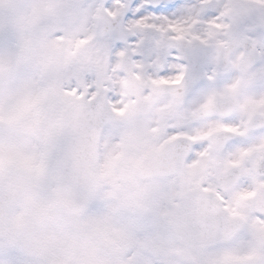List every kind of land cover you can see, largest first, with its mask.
<instances>
[{"label":"rangeland","instance_id":"rangeland-1","mask_svg":"<svg viewBox=\"0 0 264 264\" xmlns=\"http://www.w3.org/2000/svg\"><path fill=\"white\" fill-rule=\"evenodd\" d=\"M206 1L192 0L191 5L181 12L177 21L172 24L165 21L163 27L165 29L175 27L183 31L209 30L211 37L216 38L223 36L225 30L223 27L217 28L207 23L211 19L208 15L210 11L220 25H224L225 17L246 14L251 10L249 6L258 10L259 5L256 2H264V0H209V3ZM80 2L81 0H59V3L64 5ZM87 2L98 4L97 0ZM52 5L51 0H0V16L9 14L15 29L11 44L6 45L0 37V84L5 78L15 81L8 92L0 86V127L8 123L18 127L16 135L10 140L0 139V181H6L10 176L17 178L20 183V200L11 215L13 233L5 243L17 246V243L20 244L18 241L23 239L26 233L33 234V241L36 244L33 242L32 244L35 245V251L29 257L35 264H58L60 257L65 264H133L142 250H149L144 244L152 241L149 235L156 231L155 219L164 211L158 207L160 196L156 195L161 193V188L154 187L150 199L144 203L143 189L139 187L132 174L133 161L135 162L139 156L135 151L128 156V161L117 166L114 165L116 155L111 154L109 149L105 153L103 151L100 159L103 183L98 198L87 215L77 221V225L68 221L56 204L57 171L56 155L53 152L56 124L59 120L56 109L71 97L62 94L58 76H51L50 71H63L75 62L77 65L75 71L89 75L91 84L95 86L94 90L99 88L106 93L119 94V87L117 75L114 73L118 63L115 62V66L110 63L105 39L90 38V31L93 30L90 20L93 13L89 15L84 11L64 12L63 15L67 17L70 15L68 18L72 31L78 33L76 39L83 42L78 47L71 48L66 41L53 46L48 40V35L54 30V17L60 15V12L56 9L54 14L50 9ZM133 27L141 29L140 35L136 36L137 39L143 40L144 43H152L156 34L160 32L144 30L159 29L161 25H154L145 18ZM81 50H87L82 57ZM112 59L115 61L114 57ZM36 63H42L49 70L47 78L42 81L43 91L39 96L32 94L35 81L30 72L24 71ZM18 70L22 73L19 78L16 76ZM112 83L116 84L118 90ZM82 92L88 93L89 87L82 85ZM47 97L49 98L45 101L48 102L45 103L44 99ZM38 127H42L38 130L39 133L36 131ZM43 133L45 138L42 137ZM43 138L45 141L42 145L38 139L43 142ZM107 139L106 134L105 140ZM116 148L117 155L122 154L119 147ZM39 203L43 216L48 217L38 229L41 239L36 238L37 229H31V224L36 221V212L41 210L36 207L34 213L29 212L27 219L21 218L24 210H28L30 205L38 206ZM144 204H149V209ZM149 226L151 231H145ZM79 229L82 230L83 241L77 238ZM140 242L144 243L140 245ZM18 247L27 254L33 248L29 245L22 248L21 244ZM82 251L86 257L81 254ZM230 251L233 252L234 249L230 248ZM76 254L75 261L70 262ZM224 256L229 257L225 254Z\"/></svg>","mask_w":264,"mask_h":264},{"label":"flooded vegetation","instance_id":"flooded-vegetation-1","mask_svg":"<svg viewBox=\"0 0 264 264\" xmlns=\"http://www.w3.org/2000/svg\"><path fill=\"white\" fill-rule=\"evenodd\" d=\"M184 32L200 35L203 39L210 38L209 30L188 29ZM220 44L223 47L219 50L212 47L197 55L209 57V74L217 59L222 64V72L230 71L233 67L237 71L232 78L222 79L219 83L202 89L195 96L189 95L191 74L185 80L184 87L177 89L174 84H153L147 72L138 75L134 62H131L134 75L140 83L139 96L131 97L124 91L121 98L127 104L123 111L113 114L114 121L108 126L112 127L110 143L121 141L125 152L131 155L135 151L140 161L168 144L173 145V172L147 182L139 181L145 200L150 199L154 187L162 189L174 184L190 191L210 178H214L228 193L224 202L227 216L222 215L217 204L208 199H197L194 208L189 209L190 222L189 219L185 221V224L189 222L186 231L188 234L181 233L189 264H224L235 260L239 262L230 264H241L264 256L260 251L264 247V221L250 220L246 212L253 204L264 207V178H258L261 174V162H264V88L256 86L257 73L251 70L244 53L241 51L233 64L229 59V44ZM242 44V40L236 41L233 47ZM157 45L167 47V38L161 32L156 34L153 43H144L145 49L153 48L152 55L148 57L152 63L147 67V71L153 75L159 67L155 51ZM132 47L130 45L129 49ZM163 54L162 48L161 55ZM121 69L118 74L124 79ZM171 71L174 73L176 69L172 68ZM133 116L140 117L134 130L128 127ZM172 127L181 128L182 131L178 136L165 139V130ZM188 132L193 134L187 135ZM198 141H204L207 146L201 152L194 153L192 144ZM242 179L245 183L239 186ZM249 184L253 185L251 190ZM11 185L9 182H2L0 189ZM208 187L215 193L216 185L210 183ZM11 188L12 186L3 190L11 191ZM219 198V193H216V200ZM144 206L149 209V204ZM173 217L174 212L165 215L162 211L160 217L155 219L160 222L157 223L155 233H151V236L155 235V254L171 264H186L180 260L182 245L173 231ZM180 222L177 227L184 225L183 221ZM210 226L212 229H208ZM245 227L250 234L249 241L241 239L222 249L221 253L207 252L208 244L218 233L231 240ZM230 248L234 251L231 252Z\"/></svg>","mask_w":264,"mask_h":264},{"label":"snow or ice","instance_id":"snow-or-ice-1","mask_svg":"<svg viewBox=\"0 0 264 264\" xmlns=\"http://www.w3.org/2000/svg\"><path fill=\"white\" fill-rule=\"evenodd\" d=\"M191 3L192 0H159L158 3H156V0H106L105 7L107 12L105 14L117 25L104 38L108 45L110 63L115 66V62H118L123 57L130 62H134L138 75L142 72H147V76L153 84H174L177 89L184 87L185 80L191 74L189 95L195 96L202 89L217 84L222 79L232 78L235 75L237 71L235 67L230 71L222 72V64L219 59H217L212 73L209 74V65L211 63L209 57L197 55L198 52L206 51L212 47H216L219 50L223 46L215 41L227 40L229 49H231L229 59L235 64L236 57L242 51L244 58L251 66V70L257 73L256 86L264 88V2L260 3L258 10L253 6H249L251 10L246 14L225 17L226 22L224 25H220L216 16L210 11L208 15L211 19L207 23L217 28L223 27L225 30L223 36L216 38H212L211 34H209V39H203L200 35H189L175 27L168 29L163 27L165 21L169 24L177 21L181 12ZM54 7L60 12V15L54 17L55 28L49 32L48 40L53 46L66 41L71 48L73 46L78 47L83 41L76 39L78 33L72 31L69 18L63 15L65 10L84 11L91 15L101 6L89 3L87 0H81L80 3L61 4ZM222 11L223 9H221ZM128 16L134 18L129 19L127 18ZM145 18H148L150 23L159 24L161 27L159 29H145L144 31H159L167 38V47L157 45L155 48L156 59L159 61V67L155 69V75L147 71L148 65L152 63L148 60V57L152 55L153 48H144V41L136 38V36L140 35L141 29L133 27ZM14 36L15 29L12 17L5 13L0 16V37L3 38L7 45L11 44ZM240 40L243 41V44L239 47H233V44ZM129 45L133 47L129 49ZM162 48L164 51L163 55H161ZM113 57L115 61H113ZM137 57H139V60H137ZM181 61L184 62L181 63ZM172 68L176 69L174 73L171 71ZM24 71L30 72L35 81L32 94L34 96L41 95L43 91L42 81L47 78L49 70L42 63H36L30 69ZM21 74V70H18L16 76L19 78ZM56 75L60 80V88L63 95L71 98L78 97L79 100L77 102H84L87 99L89 107L95 104L107 109L108 112L117 114L123 111L127 104V101L122 100L121 96L116 92L112 94L106 93L103 97L94 95L95 86L91 84L90 76L82 72L59 71ZM14 82L9 78H5L0 86L4 88L5 92H8ZM82 85L89 87L87 94L82 92ZM17 131L18 127L12 123L3 125L0 127V139L10 140L16 135ZM181 131L182 129L177 127L166 129L164 133L165 139L170 136H178ZM192 134V132L187 133V135ZM206 146L204 141H198L192 144V149L194 153H199ZM228 146L230 147L231 145ZM260 173L258 178H264V162H261ZM210 183L216 185L215 193L210 191L208 187ZM244 183L245 181L242 179L239 186ZM252 187L253 185L249 184V190ZM216 193H219V200H216ZM227 195L228 193L219 186V183L214 178L200 183L190 191L173 184L161 189L158 207L163 209L165 215H167L171 212H178L182 208H194V203L197 199H208L217 204L222 215L227 216V212L224 209ZM246 212L250 220L264 221V207H256L253 204L246 209ZM157 223L160 222L157 221ZM145 231H151V226L146 227ZM241 239L244 241L250 240L247 227L241 229L231 240L218 233L214 240L208 244L206 250L209 253L219 252L236 244ZM260 251L264 254V247ZM0 264H35V262L23 249L4 243L0 245ZM133 264H165V262L158 256L142 250L140 256ZM255 264H264V256L259 261H256Z\"/></svg>","mask_w":264,"mask_h":264},{"label":"water","instance_id":"water-1","mask_svg":"<svg viewBox=\"0 0 264 264\" xmlns=\"http://www.w3.org/2000/svg\"><path fill=\"white\" fill-rule=\"evenodd\" d=\"M115 27V22L102 12L98 36L107 35ZM77 101L64 115L60 155L61 204L67 215L74 218L86 212L97 194L100 184L96 167L98 137L104 123L111 118L107 109L86 107L84 102ZM144 171L153 173L155 169L144 164L138 169L140 176ZM9 204L10 198L0 195V240L7 234L6 211Z\"/></svg>","mask_w":264,"mask_h":264},{"label":"clouds","instance_id":"clouds-1","mask_svg":"<svg viewBox=\"0 0 264 264\" xmlns=\"http://www.w3.org/2000/svg\"><path fill=\"white\" fill-rule=\"evenodd\" d=\"M67 11H71V10H70V9H69V10H65V12H67ZM86 51H87V50H81L80 56L82 57L83 55H85V54H86ZM76 67H77V65H76L75 62H74L71 66H69V67L63 69V71H64V72H72V71H75ZM49 74H50L51 76H55V75L57 74V72H56V70H52V71H50ZM83 93H84V92H83ZM84 94H85V93H84ZM84 104H85L86 107H89V105H88V103H87V99L84 101ZM95 107H96L95 104H93V105L91 106V108H95ZM138 119H140V117L133 116V117L129 120V122H128V127H129V129L134 130V129L136 128V124H137ZM160 194H161V193H158V194H156V195H157V196H160ZM188 210H189V209H187V208H182L181 210H179V211L177 212V214H178V215H183V214H185Z\"/></svg>","mask_w":264,"mask_h":264}]
</instances>
